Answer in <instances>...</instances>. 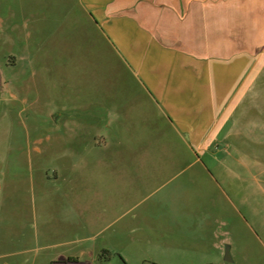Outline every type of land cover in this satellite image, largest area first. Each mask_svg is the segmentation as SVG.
Instances as JSON below:
<instances>
[{"label": "rangeland", "instance_id": "obj_1", "mask_svg": "<svg viewBox=\"0 0 264 264\" xmlns=\"http://www.w3.org/2000/svg\"><path fill=\"white\" fill-rule=\"evenodd\" d=\"M77 12L74 0H0V222L30 238L39 222L73 219L81 206L87 222L112 223L101 239L123 222L164 220L171 206L180 221L213 215L229 225L220 264H264V226L224 203L228 213L210 212L227 191L230 158L220 148L209 161L154 107L142 113L135 101L129 116L118 111L115 98L145 92L98 32L69 18ZM260 93L243 120L258 143L241 149L242 178L225 180L236 191H264V81ZM189 191L205 192L194 201ZM194 203L201 210L191 215Z\"/></svg>", "mask_w": 264, "mask_h": 264}, {"label": "crops", "instance_id": "obj_2", "mask_svg": "<svg viewBox=\"0 0 264 264\" xmlns=\"http://www.w3.org/2000/svg\"><path fill=\"white\" fill-rule=\"evenodd\" d=\"M74 1L78 12L69 18L98 32L145 92L115 98L116 109L129 116L135 101L142 113L154 107L190 147L210 154L209 161L221 148L230 158L224 167L233 169L223 175L222 203L210 212L228 213L224 203L262 228L264 191H236L225 180L242 178L240 167H247L241 149L258 143L243 120L259 109L264 81V0ZM37 54L32 50L28 61ZM189 192L195 201L205 191ZM80 208L73 219L39 222L30 238L19 225L0 222V264H220V245L230 235L229 225L213 215L180 221L167 206L164 220L123 222L122 231L98 239L112 223L87 222ZM190 209L191 215L201 210L197 203ZM93 224L99 230L86 235Z\"/></svg>", "mask_w": 264, "mask_h": 264}, {"label": "water", "instance_id": "obj_3", "mask_svg": "<svg viewBox=\"0 0 264 264\" xmlns=\"http://www.w3.org/2000/svg\"><path fill=\"white\" fill-rule=\"evenodd\" d=\"M229 253H228V247L226 249V255H225V261H230Z\"/></svg>", "mask_w": 264, "mask_h": 264}]
</instances>
